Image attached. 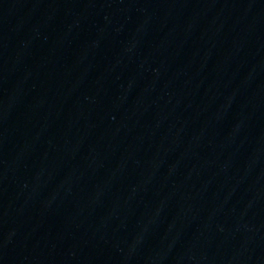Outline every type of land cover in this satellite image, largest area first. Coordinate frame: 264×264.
<instances>
[{
  "label": "water",
  "instance_id": "95a60500",
  "mask_svg": "<svg viewBox=\"0 0 264 264\" xmlns=\"http://www.w3.org/2000/svg\"><path fill=\"white\" fill-rule=\"evenodd\" d=\"M174 37L264 134V0H131Z\"/></svg>",
  "mask_w": 264,
  "mask_h": 264
}]
</instances>
